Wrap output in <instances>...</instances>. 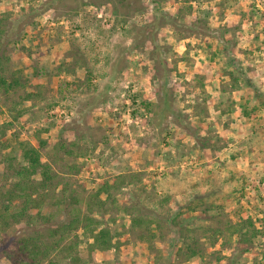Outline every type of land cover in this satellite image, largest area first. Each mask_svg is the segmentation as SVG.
Segmentation results:
<instances>
[{
  "label": "rangeland",
  "instance_id": "obj_1",
  "mask_svg": "<svg viewBox=\"0 0 264 264\" xmlns=\"http://www.w3.org/2000/svg\"><path fill=\"white\" fill-rule=\"evenodd\" d=\"M0 76V162L53 176L36 235L0 203V264H264V0H0Z\"/></svg>",
  "mask_w": 264,
  "mask_h": 264
},
{
  "label": "trees",
  "instance_id": "obj_2",
  "mask_svg": "<svg viewBox=\"0 0 264 264\" xmlns=\"http://www.w3.org/2000/svg\"><path fill=\"white\" fill-rule=\"evenodd\" d=\"M25 18L23 21H15L12 29H14L16 26L18 27V32H20L19 24H28V21H26ZM168 21L174 27L176 26V21L172 19H169ZM199 28L200 27H198V24H195L191 30H201V32L204 34L215 36V31L208 28ZM9 34L14 36L13 34H16V32L14 30H10ZM219 39L223 40L222 37ZM162 78L166 84L168 75L165 74ZM0 87L6 90L12 89V85L8 84L2 76H0ZM162 95L163 97L168 96V93L165 89L162 92ZM254 113L255 112L252 114H244L250 118L252 115H254ZM6 134L7 125H3L0 127V157L3 156L4 150L2 148H4V144L7 143L5 140ZM20 144V148L22 150L21 159L17 158V156H9L3 159V163L0 162V165H4L3 172L2 169H0V180H3V182H8L10 179L17 180L14 184L11 183L9 185L6 194L1 196L0 203L4 204L3 207L7 210V213L9 212V207L6 206L5 202H8L9 205L20 204V206H17L12 218L18 223L27 220V227L31 228L36 235L41 228L47 226L46 224L49 223V219H44L46 221L45 225H40L38 223L37 217L33 214V210L41 208L42 199L41 197L35 198L34 196L35 194L40 196V193L43 189L46 190V188H49V185L53 180V176L51 175V172L47 170L48 168L42 163L41 154L38 149L30 144ZM40 172L42 176L41 182L35 179L37 174ZM93 238L94 246L98 250L107 251L112 247V236L108 230L99 231L94 235ZM17 249L21 253V260L13 261V264H44L45 258H47L46 255H43L44 251H42L41 242H39L35 237L20 241L18 243Z\"/></svg>",
  "mask_w": 264,
  "mask_h": 264
}]
</instances>
